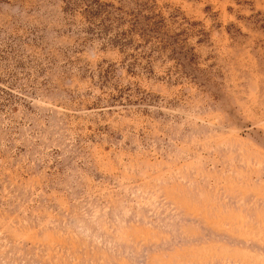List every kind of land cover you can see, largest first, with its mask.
Returning a JSON list of instances; mask_svg holds the SVG:
<instances>
[{"label": "rangeland", "instance_id": "obj_1", "mask_svg": "<svg viewBox=\"0 0 264 264\" xmlns=\"http://www.w3.org/2000/svg\"><path fill=\"white\" fill-rule=\"evenodd\" d=\"M0 264H264V0H0Z\"/></svg>", "mask_w": 264, "mask_h": 264}]
</instances>
